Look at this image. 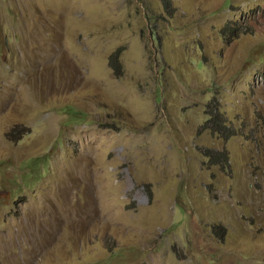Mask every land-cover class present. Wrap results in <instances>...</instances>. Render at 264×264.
I'll use <instances>...</instances> for the list:
<instances>
[{"label": "rangeland", "instance_id": "1", "mask_svg": "<svg viewBox=\"0 0 264 264\" xmlns=\"http://www.w3.org/2000/svg\"><path fill=\"white\" fill-rule=\"evenodd\" d=\"M169 1L0 0V264H264V0Z\"/></svg>", "mask_w": 264, "mask_h": 264}, {"label": "trees", "instance_id": "2", "mask_svg": "<svg viewBox=\"0 0 264 264\" xmlns=\"http://www.w3.org/2000/svg\"><path fill=\"white\" fill-rule=\"evenodd\" d=\"M165 5L168 6L170 4L169 0H163ZM224 36H233L238 37L240 34L237 28H231L230 25L224 27L222 31ZM122 50H118L110 56L109 64L111 69L113 70L114 76L116 78H121L123 76V66L120 62ZM209 119L207 122L201 127V132L210 130L213 134L218 137L224 139L225 141L230 140L236 135V131L227 125L225 116L221 113L219 105H214L210 108L208 113ZM260 119L264 122V117L259 113ZM15 132V131H14ZM15 133H11L13 136ZM205 156L210 160V164L212 165H224L229 166V156L227 151L223 152H214V151H206L204 152ZM148 195L150 199L153 198V192L148 186Z\"/></svg>", "mask_w": 264, "mask_h": 264}, {"label": "bare ground", "instance_id": "3", "mask_svg": "<svg viewBox=\"0 0 264 264\" xmlns=\"http://www.w3.org/2000/svg\"><path fill=\"white\" fill-rule=\"evenodd\" d=\"M0 250H1V251H4V248L0 247Z\"/></svg>", "mask_w": 264, "mask_h": 264}]
</instances>
